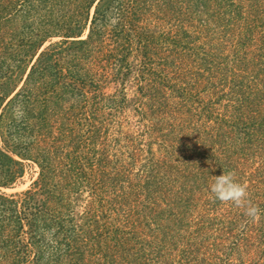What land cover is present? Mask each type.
Here are the masks:
<instances>
[{"label": "rangeland", "instance_id": "374dc122", "mask_svg": "<svg viewBox=\"0 0 264 264\" xmlns=\"http://www.w3.org/2000/svg\"><path fill=\"white\" fill-rule=\"evenodd\" d=\"M234 1L238 2V0ZM140 2H142L140 6L135 7V13L133 10L128 12L121 10L119 15L116 14L119 13L117 11L110 14L103 48L100 52L95 51L86 63V68L90 69V74L94 77L93 85L90 86L89 82L84 85L82 82L73 81L66 69L57 67L55 70L63 76L54 88L56 92H59L57 94L59 98L49 93L46 96L48 102L44 103L41 100L44 97H39L27 106L22 105L18 99L9 101L22 88L37 54L62 38L53 36L45 40L42 45L38 47L36 45V55L32 59L26 58L18 66L13 60L16 53L14 50L25 48L20 44L23 41L29 42L32 34L35 35L45 29L55 32L51 28L58 21H62V16L70 15L74 6L67 5L62 8L58 5L51 11L49 6L40 4L31 11L26 7L27 2H21L16 9L10 10L9 15L6 16L7 21H3L0 29L2 43L0 46L3 47L0 53V149L22 164L21 167L10 166V170L18 172L17 168H21L22 173L17 174L8 187L0 185V195H3L5 199L19 201L18 197L21 196L17 197V195L29 191V195L25 198L31 209L34 211L35 208L42 207L49 193L43 189L39 161L33 159L41 150L52 164L49 167L50 171L52 169L55 171L47 174L54 179L55 187H57L52 193L55 201L59 198L57 193L65 185L62 178L74 175V170L80 163L83 162L84 165L85 157L91 159L94 155L95 162L91 169L84 166V171L92 179V185L86 184L73 193L68 198L70 204L62 211H70L73 222L81 225L85 222V211L90 205L91 208L94 207L93 213L98 214L101 222L109 223L110 220L108 221L107 217L101 219L102 214L108 213V210L101 208L98 204V196H101L102 188H98L95 178L100 174L97 160L104 154L105 158L111 161L110 170H106L105 174L110 177L120 176L122 184L118 186L119 190H124L128 194L138 193L136 196L138 198L135 199L137 203L133 201V196L129 197L131 198L130 210L138 212V209H142L154 214L156 210L154 181L150 182L154 186L153 191L150 188H140L141 185L143 187V181L150 178L148 171L151 170V163L155 162L159 165L162 162L167 163V160H176L182 149L189 150L187 146L192 144L190 139L198 138V135L192 131L202 129L200 126L203 123L200 121L193 127L192 123H187L192 119L187 121L179 119L187 114L186 108L180 106L179 95L182 89L187 88L186 95L189 97H195L193 92L201 91L200 96L195 99L200 105L193 104L196 111L201 114L203 108L208 105V101L214 99H217L218 104L214 107L213 117H216V114L225 113L228 109L227 105L234 104L229 90L232 87L229 83L232 79L230 71L236 75H244L253 69L256 57L260 52L264 53V43L261 41L260 45V31H258L259 35L256 31L255 41L248 42L239 34L240 25L237 24L233 28L231 25L220 24L226 19L217 24L209 18L206 24L204 21L199 22L198 18L192 19L185 14L187 20L178 22L177 18L181 16L178 11H184L185 7L182 0H140ZM239 2L243 5L244 17L248 18L246 9L255 3L259 8L256 10V16L259 14L264 18V0H240ZM93 11L92 8L87 22L82 21V24L85 23V29L79 39L86 38ZM120 15L123 16L120 18L118 17ZM115 28L121 32L119 38L122 41L118 40V42L124 43L123 49H120L118 42L111 38L110 32ZM59 32L62 33V30ZM258 47L261 48L260 51L257 50ZM209 51L220 55L222 61V75H218L213 80H208V71H203L194 62L195 54L202 57ZM238 64H240L239 67H237ZM180 80L189 84L190 89ZM166 103L168 106L163 108ZM43 104L48 107L47 112L50 116L46 123L48 122L49 127L43 125V122L40 125L41 114L44 111ZM190 106L191 104H187V107ZM194 111L191 109L192 113ZM170 118L172 120H169ZM100 122L103 126L96 135L97 139L90 143L89 140L80 143L79 135L86 136L92 125L99 127ZM178 123L185 124L183 131H180ZM43 126H45L43 130L38 131V128ZM181 132H187L188 137L185 138ZM239 138H242L241 134H238ZM27 147L31 148V156L26 153ZM234 149L232 146L229 150L234 151ZM252 151L248 160L244 157L239 158V165L233 167L236 172H232L235 173L239 182L247 186L248 199L254 205L256 202L264 203L263 192L260 193L263 190L255 192L249 184L250 179H253L252 175L259 177V180H264V147L260 150L254 148ZM192 153L193 151L184 155L189 157ZM18 154H26L28 157L23 159ZM234 155H237L235 151ZM121 165L124 169L121 167L122 169L116 172L114 169ZM228 166V170L231 169V166ZM43 172L47 173L46 170ZM6 175H9V171L0 169L1 182ZM169 179L171 178L167 175L164 177V181L169 182ZM208 179L207 187L196 188L193 192L195 197L194 202L190 203L189 212L194 216L199 214L208 219L213 216L222 217L225 219L224 224L227 222L228 215L235 213L239 216L244 213L237 222L236 233L241 239L245 238V233L251 235L253 239V243L246 248L247 250L242 247L243 251H240V255L234 253L227 261L223 254L221 255L222 251L217 252L218 255H214L213 258L218 257V259L210 260L211 264H239L241 259L247 260V263L251 261L254 264L255 262L264 264V232L257 233V227L264 220L262 217L264 206L256 205L260 209L259 215L256 218L249 217L245 215L243 207H238L232 202L216 200L209 191L213 176ZM178 185L164 189L165 193L170 194L174 199L176 196L179 198ZM63 193L67 194L68 189L63 188ZM244 226L247 227L245 229L247 232L243 231ZM251 229L254 232H250ZM213 241L215 240L212 237L208 238L205 246L210 248ZM16 242L22 247L26 243V235L22 234ZM2 256L0 253V259Z\"/></svg>", "mask_w": 264, "mask_h": 264}, {"label": "trees", "instance_id": "16d2710c", "mask_svg": "<svg viewBox=\"0 0 264 264\" xmlns=\"http://www.w3.org/2000/svg\"><path fill=\"white\" fill-rule=\"evenodd\" d=\"M182 1L183 4L185 3V7L184 11H178L181 14L177 18L178 22L187 20V14L192 19L198 18L199 22L204 21L206 24L209 18H212L213 22L217 24L226 19L220 24L231 25L233 28L237 24L240 25L239 34L248 42L255 41L254 35L256 31L259 35L258 31H260V45L261 41L264 43V18L259 14L256 16V10L259 8L255 3L246 9L247 18L243 16V5L239 2L240 0L237 3L234 0ZM21 2H27L26 7L31 11L40 4L49 6L51 11L58 5L62 8L67 5L68 7L74 6L70 15L62 16V21H58L51 28L55 32L45 29L35 35L32 34L30 38L32 42L23 41L20 46L23 45L25 48L14 50L16 53L13 60L18 66L26 58L32 59L36 55L37 47L42 45L45 40L53 36L62 38L37 54L22 88L9 101L18 99L24 106L38 100L39 97H44L41 100L46 103L49 101L46 98L49 93H52L53 96L59 94L54 88L63 76L55 70L57 67L66 69L71 80L82 82L84 85L89 82L90 86L93 85L94 77L90 74V69L86 68V63L95 51L100 52L103 48L102 44L107 35L106 26L110 14L117 11L119 13L116 14L119 15L121 10L126 12L133 10L134 12L135 7L142 3L140 0H0V29L3 21H7L6 16L9 15L10 10L16 9L18 3ZM92 8L94 11L88 34L85 39H79L85 29V23L82 24V21L87 22ZM200 19L202 20L200 21ZM60 30L62 33L59 32ZM120 33L117 28L111 30V38L118 42L121 40ZM121 41L118 42L121 47L117 46L123 49L124 43ZM0 45H2L1 41ZM36 45L37 47H35ZM1 49L3 50V47L0 46V53ZM257 50L260 51L261 48L258 47ZM194 59L199 68L208 71V80L222 75V61L217 53L209 51L202 57L195 54ZM255 62L253 69L244 75H236L230 71L232 79L229 83L232 87L229 90L232 93H230V98L234 104L227 105L229 110L227 109L221 115L216 114L217 116L213 117L214 107L218 104L217 99L208 101V105L203 108L201 114L193 106L195 103L199 104L195 99L200 96L201 91L193 92L195 97L187 96L185 87L180 92V106L186 108L185 113L187 114L184 118L179 119H185V121L192 119L187 123H192L193 127L200 121L203 123L200 126L202 129L195 130L198 132L192 131L198 135V138L190 139L192 144L187 146L190 151L182 149L176 160H167V163L162 162L159 165L150 162L151 170H147L150 178L143 181V187L141 185L140 188H150L153 191V184L156 185L153 191L156 193L154 214L138 209V207H136L138 212L130 210L131 198L129 197L133 196V201L136 202L138 193L128 194L124 190H119L118 186L120 183L122 184L120 176L110 177L105 174L106 170H110L111 161L103 154L97 160L100 174L97 176L98 178H95L98 188H102L101 196H98V204L101 208L108 210V213L102 214L101 219L107 217L110 221L109 223L101 222L98 214L93 213L94 207L91 208L89 205L85 211V222L76 225L73 222L72 213L68 210L63 212L62 209L70 204L68 198L73 193L79 191L86 184L92 185V179L84 171V166L91 169L95 162L94 155L91 159L85 157L84 165L83 162L80 163L74 170V175L62 178L65 185L57 193L59 198L56 202L52 198V193L57 188L56 184L54 179L47 176L55 171L53 169L50 171L49 167L52 164L46 154L42 150L37 153L33 159L39 161L40 179L43 189L49 193L48 198L43 201L42 207L35 208L36 210L33 211L25 198L29 195V191L17 195V197L21 196L18 197L19 201L7 200L3 195H0V253L3 255L0 264H211L210 260L218 259V257L213 258L214 255H218L217 252L222 251L221 255L223 254L227 261L234 253L240 255V251H243L242 247L247 250L246 248L253 243L252 236L245 233V238L241 239L236 233L237 222L244 213L239 216L235 213L228 215L227 222L224 224L225 219L222 217L213 216L208 219L199 216V214L194 216L189 212V206L194 202L193 192L196 188L207 187L208 178L218 175L222 170L236 172L233 167L239 165V158L244 157L248 160L254 148L260 150L264 147V53L260 52ZM180 82L189 88V84L185 81L180 80ZM211 93L216 94V92ZM56 97L59 98V95ZM187 104H191V106L187 107ZM167 106L166 103L163 108ZM43 107L40 125L43 122V125L48 126V122L46 123L50 116L47 112L48 107H45L44 104ZM191 109L195 111L192 113ZM102 122L99 127L92 125L86 136L80 134V143H85L88 140L90 143L96 140V135L103 126ZM177 126L180 127V131H183L185 124L178 123ZM44 127H39L38 131L41 132ZM181 133L185 138L188 137L187 132ZM238 134H241L242 138L238 139ZM232 146L235 148L237 157L233 150H229ZM192 151L193 153L189 157L184 155V153ZM230 152L232 153L229 154ZM26 153L31 156L30 147H27ZM18 156L23 159L28 157L26 154H18ZM228 165L231 166L229 170ZM10 166L21 167L22 164L0 149V169L9 171V175L5 176L4 181L0 180V185L3 187H8L16 175L22 173L21 168H17L18 172H16V170H10ZM121 167L124 166H118L114 170L118 172V169H122ZM44 170H46V174L43 172ZM166 175L171 178L169 182L164 181ZM252 177L253 179H250L251 183H249L250 188L255 192L263 190L260 193L263 192L264 197V188L262 189L264 180H259V177L256 178L253 175ZM151 181L154 183H150ZM177 185L179 198L176 196L174 199L170 194L165 193L169 187ZM63 188L68 189L67 194L63 193ZM92 189L94 192V187ZM150 190L149 192H151ZM145 196L148 197V195ZM260 204L261 207L264 206V203ZM260 204L256 202L254 205ZM262 217L264 219V215ZM260 224L259 228L257 227V233L264 232V220ZM246 228L244 226L243 231ZM252 231L254 232L251 229L250 232ZM22 234L26 235V243L20 247L21 245L16 241ZM210 237L215 241L209 248L205 246V241ZM198 241L199 244H197ZM239 264L254 263L251 261L247 263V260L241 259Z\"/></svg>", "mask_w": 264, "mask_h": 264}, {"label": "clouds", "instance_id": "9594fccd", "mask_svg": "<svg viewBox=\"0 0 264 264\" xmlns=\"http://www.w3.org/2000/svg\"><path fill=\"white\" fill-rule=\"evenodd\" d=\"M209 191L213 196L223 202H232L238 207H243L245 215L256 218L260 209L253 205L248 199L247 186L236 179L232 171H223L218 176H213V181L209 185Z\"/></svg>", "mask_w": 264, "mask_h": 264}]
</instances>
